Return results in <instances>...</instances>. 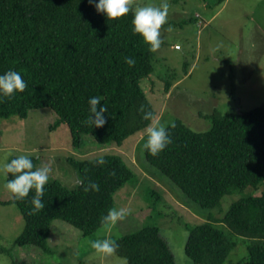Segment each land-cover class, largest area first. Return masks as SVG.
Masks as SVG:
<instances>
[{
	"label": "trees",
	"instance_id": "trees-1",
	"mask_svg": "<svg viewBox=\"0 0 264 264\" xmlns=\"http://www.w3.org/2000/svg\"><path fill=\"white\" fill-rule=\"evenodd\" d=\"M133 15L131 6L125 17L107 21L88 0H0V74L10 68L20 71L27 84L23 93L0 102V120L14 116L25 120L31 110L50 109L57 116L53 129L67 125L76 149L82 146L83 135L100 145L119 147L145 131L156 113L140 83L153 73L154 53L133 34ZM125 56L135 58L133 67L124 63ZM94 95L103 98L101 104L107 109L100 128L83 123L87 99ZM141 109L151 112L152 120L145 121ZM210 118L212 127L203 133L174 121L175 127H169L171 143L156 157L145 150V159L190 201L214 210L226 195L264 187V105ZM103 157V166L94 164L96 158L71 160L78 180L96 181L98 192L85 193L79 185L69 189L53 181L45 185V207L38 212H32L33 190L24 201L2 203L14 204L24 219L17 246L52 253L48 239L54 221L69 224L83 236L105 227L101 217L114 208L115 193L135 174L121 157ZM32 160L35 166L36 159ZM209 221L188 229L185 254L193 264H224L235 248ZM215 221L252 241L249 264H264V191L234 202ZM115 242L116 254L127 264H176L157 227L145 226Z\"/></svg>",
	"mask_w": 264,
	"mask_h": 264
},
{
	"label": "rangeland",
	"instance_id": "rangeland-1",
	"mask_svg": "<svg viewBox=\"0 0 264 264\" xmlns=\"http://www.w3.org/2000/svg\"><path fill=\"white\" fill-rule=\"evenodd\" d=\"M161 0H131V6ZM167 23L162 26L163 44L154 53L153 73L140 83L155 110L152 123L166 126L181 121L194 132H207L215 113L243 114L264 105V0H168ZM171 30H168V29ZM57 116L50 109L31 110L27 119L17 116L0 120V169L17 155L36 159L35 166L50 168L48 183L58 181L69 189L78 185L71 160L119 156L135 174L114 195V208L130 213L110 230L105 227L89 236L62 221H54L48 245L52 253L19 247L17 238L25 222L3 185L0 171V264H125L116 253L105 257L91 247L97 239L116 241L145 226L157 227L167 242L176 264H193L185 254L188 229L210 219L235 248L224 264H249L252 242L234 234L221 220L230 206L246 196H259L247 188L226 195L219 207L207 210L190 201L165 175L145 159V131L127 138L121 146H103L91 136H82L75 148L69 128L53 129ZM47 183V184H48ZM151 192L158 197H153ZM127 264V261H126Z\"/></svg>",
	"mask_w": 264,
	"mask_h": 264
},
{
	"label": "clouds",
	"instance_id": "clouds-1",
	"mask_svg": "<svg viewBox=\"0 0 264 264\" xmlns=\"http://www.w3.org/2000/svg\"><path fill=\"white\" fill-rule=\"evenodd\" d=\"M89 4H94L95 11L102 13L107 21H118L131 10V0H88ZM170 4L168 0H161L158 6L145 4L137 6L132 17V32L139 36L147 45L148 51L157 52L162 44L163 37L161 28L167 23ZM168 30H171L170 28ZM124 63L133 67L136 63L135 58L125 56ZM27 87L20 71L8 69L0 74V102L12 100L18 94L24 92ZM100 95L90 96L87 99L88 115L83 121L84 124L91 128L102 127L107 119L105 115L107 109L101 104ZM99 106V107H98ZM143 111L145 121L152 120V113ZM169 127H175L174 123L166 126L164 123H149L145 128L146 138H144L143 148L156 157L171 143ZM106 163L103 156L95 159L96 166H103ZM5 177L4 189L11 194L12 201H24L27 199L30 190L34 191L31 198L32 212H38L44 209L45 205L42 196L45 191V185L48 183L50 168L47 165L34 166L33 160L29 155L20 154L15 156L7 163L3 164L2 169ZM11 176V178H9ZM78 185L83 192L89 191L95 193L100 190V185L94 180L80 178ZM130 213L126 207L109 208L106 215L101 217V223L106 229L110 230L117 222L122 221ZM92 249L98 254L105 257L112 256L116 253L118 244L110 239H97L91 243ZM126 264V260H125Z\"/></svg>",
	"mask_w": 264,
	"mask_h": 264
}]
</instances>
